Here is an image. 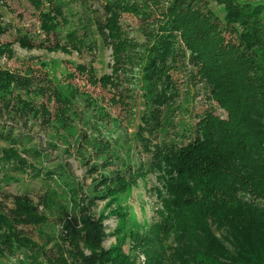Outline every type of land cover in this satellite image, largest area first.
I'll return each mask as SVG.
<instances>
[{
    "label": "trees",
    "instance_id": "16d2710c",
    "mask_svg": "<svg viewBox=\"0 0 264 264\" xmlns=\"http://www.w3.org/2000/svg\"><path fill=\"white\" fill-rule=\"evenodd\" d=\"M46 1L48 11L43 10L45 0H32L43 19L45 39L35 43L22 37L21 45L51 51L82 49L86 40L74 32L69 33L71 43L51 37L57 35L63 12L55 0ZM215 1L224 6L222 17L210 0L106 3L107 15L100 28L113 51V72L99 78L93 67L82 68L94 83L117 89L125 82L129 85L130 77L139 72L145 106L138 134L153 160L148 168L120 160L122 165L114 172L98 176L95 185L99 190L83 198L80 184L60 188L63 181L54 171L37 168L21 155L17 148L23 144L22 136L0 130V140L11 144L2 149L0 164L12 160L29 166L32 176L58 181L61 189L47 190L40 201L46 210L57 204L60 212L61 233L51 238L55 243L49 249L19 229L20 225L31 226L48 236L46 228L51 225L28 194L17 195L14 208H0L1 257L22 249L28 258L20 264H138L134 254L142 252L145 264H264V0ZM122 12L139 18L141 41L123 28ZM10 46L0 43V52L10 51ZM190 65L193 76L207 84L210 96L227 115L207 112L196 124V138L186 145L154 143L144 135L154 136L162 127V106L176 89L175 74ZM31 82L0 66V105L21 119L31 113L48 117L45 104L37 107L21 94ZM51 94L49 98L62 107L57 112L58 123L72 121L70 108L75 99L61 90ZM90 119L84 118L86 125ZM96 127L100 125L91 126ZM25 153L42 155L30 147ZM95 168L92 165L91 171ZM151 171L161 181L156 188L162 204L159 221L140 235L133 232L128 251L123 239L107 249L104 217H95L91 206L98 197L116 199ZM114 233L121 235L119 229Z\"/></svg>",
    "mask_w": 264,
    "mask_h": 264
},
{
    "label": "rangeland",
    "instance_id": "374dc122",
    "mask_svg": "<svg viewBox=\"0 0 264 264\" xmlns=\"http://www.w3.org/2000/svg\"><path fill=\"white\" fill-rule=\"evenodd\" d=\"M55 1L62 9L63 22L58 27L57 35L51 37L62 43H71L69 33L74 32L86 40L82 49L71 47L70 51H51L23 47L19 41L22 37L35 43L45 39L40 10L32 0H0V43H11L10 51L0 52V66L31 78L32 82L22 89L21 94L37 107L45 104L49 109L48 117L31 113L28 119H21L0 105V130L10 129L16 138L22 136L23 144L17 148L21 155L37 168L54 171L55 177L63 181L60 188L72 189L80 184L79 194L83 197L98 191L100 187L95 185L98 176L114 172L122 165L120 160L132 161L134 167L144 165L148 168L153 153L146 150L145 142L138 134L140 112L145 106L139 72L130 77L129 85L125 82L117 89L94 83L89 72L82 68L93 67L99 78L113 72V51L100 28L107 15L105 5L109 0ZM126 1L141 3L144 0ZM210 3L222 17L224 6L215 0H210ZM43 10H49L46 0ZM121 24L136 41L143 39L138 17L122 12ZM193 73V66L190 65L175 74L176 89L162 106V127L154 136L148 137V133H145V138L165 147L183 146L196 138V124L207 112L224 117L227 115L210 96L207 84L194 77ZM55 90L64 91L75 99L73 112L70 108L74 119H64L67 122L65 125L58 123L60 102L49 98ZM86 117L91 118L89 125L85 124ZM93 125L100 127L93 130ZM10 145L7 140H0V156L2 149ZM29 147L39 149L41 157L25 153V148ZM117 160L119 163H107ZM92 165H96L93 171ZM31 170V167L24 168L12 160L1 162L0 208L6 211L12 209L17 195L28 194L50 218L51 225L46 228L48 236L31 226L20 225L19 229L49 249L55 243L51 238L61 233L57 223L60 212L57 204L46 210L40 201L47 190L60 188L58 181L47 182L34 177ZM160 187L157 173L151 171L146 177L138 179V185L119 194L116 199L97 198L91 206L92 213L97 218L101 215L104 217V246L107 249L123 239L128 251L133 232L140 235L159 221L162 204L156 188ZM117 229L121 231L120 236L114 233ZM27 258L28 254L18 249L14 254L0 256V264H20ZM134 258L138 264L146 263V256L142 252H136Z\"/></svg>",
    "mask_w": 264,
    "mask_h": 264
}]
</instances>
